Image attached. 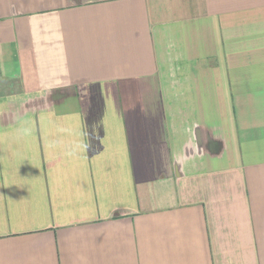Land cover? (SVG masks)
<instances>
[{
    "label": "crops",
    "instance_id": "crops-1",
    "mask_svg": "<svg viewBox=\"0 0 264 264\" xmlns=\"http://www.w3.org/2000/svg\"><path fill=\"white\" fill-rule=\"evenodd\" d=\"M0 264H264V0H0Z\"/></svg>",
    "mask_w": 264,
    "mask_h": 264
}]
</instances>
